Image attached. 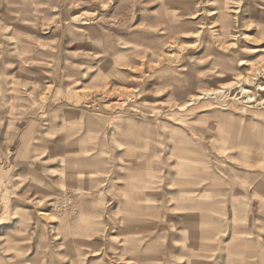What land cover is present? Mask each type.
I'll use <instances>...</instances> for the list:
<instances>
[{"label":"crops","instance_id":"crops-1","mask_svg":"<svg viewBox=\"0 0 264 264\" xmlns=\"http://www.w3.org/2000/svg\"><path fill=\"white\" fill-rule=\"evenodd\" d=\"M35 1L0 0L8 4L0 12V238L17 222L41 229L39 241L59 246L46 252V264H264V113L235 121L210 106L176 107L196 81L213 85L222 63L204 48L187 72L163 65L148 75L146 95L123 111L97 93L53 94L50 65L19 59L4 31L12 23L15 40L36 29L30 9L22 10ZM117 3L99 7L102 26L119 18L130 36L199 31L198 0ZM129 41L123 51H146ZM33 84L44 89L26 95ZM91 100L106 101L101 112L89 110Z\"/></svg>","mask_w":264,"mask_h":264},{"label":"rangeland","instance_id":"rangeland-1","mask_svg":"<svg viewBox=\"0 0 264 264\" xmlns=\"http://www.w3.org/2000/svg\"><path fill=\"white\" fill-rule=\"evenodd\" d=\"M198 1V13H201L196 17L198 32L192 28L176 35H160L157 32L130 36L117 26L123 24L119 18L114 22L116 26H102L99 22V7L116 8L117 0H36V4L22 6L24 11L30 9V17L37 22L36 29L22 30L15 40L11 21L10 25H5L4 31L11 36L8 40H12V44L18 48V52L13 53L19 59L20 55L50 65L46 70L52 80L47 87L50 93L65 90L74 95L76 90H80V93L105 95V100L111 102L110 108L117 111L129 108L142 98L141 95H146V79H149L150 73L162 69L163 65L169 66L177 74L187 72L190 70L184 67L187 61H196L206 48L212 59L222 63V66L218 63V71H223V75L217 71L218 79L213 80L211 86L205 85L206 89L205 82L196 81L195 93L176 107L182 106L188 110L199 105L210 106L223 112L230 111L235 121L262 115L264 0ZM99 2L102 3L98 5ZM7 7V3L1 4L0 12L8 13ZM109 13L122 17L121 10L113 9ZM196 18L192 17L185 23L196 22ZM130 39L133 43H143L146 51H137L135 54L123 51L131 47ZM5 47L7 49L9 45ZM83 49L100 52L95 57ZM7 55L12 56L11 51L6 52ZM108 57L114 59L109 67H96L90 62ZM198 68L194 71L205 70L203 67ZM26 86L34 91L26 95H38L44 89L36 84ZM42 95H45V91ZM23 97L25 95L21 97L25 101ZM106 101L91 100L86 106L89 110L101 112V106ZM27 198L23 196L18 199L21 207L27 205ZM44 203L43 197L40 206H44ZM19 213L27 216L24 212ZM18 217L22 218L19 215L15 219L18 220ZM17 223L22 226L2 229L4 237L0 238V242L3 241L4 245H0V254L5 259H0V264H46V252H55L59 246L50 248L44 241H39L41 229L28 227L25 222Z\"/></svg>","mask_w":264,"mask_h":264},{"label":"bare ground","instance_id":"bare-ground-1","mask_svg":"<svg viewBox=\"0 0 264 264\" xmlns=\"http://www.w3.org/2000/svg\"><path fill=\"white\" fill-rule=\"evenodd\" d=\"M264 89V88H263ZM199 98V97H198Z\"/></svg>","mask_w":264,"mask_h":264}]
</instances>
